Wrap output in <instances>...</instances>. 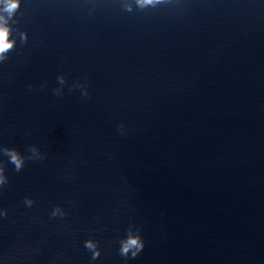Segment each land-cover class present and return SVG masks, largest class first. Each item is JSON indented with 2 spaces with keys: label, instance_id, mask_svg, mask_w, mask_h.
Segmentation results:
<instances>
[{
  "label": "water",
  "instance_id": "water-1",
  "mask_svg": "<svg viewBox=\"0 0 264 264\" xmlns=\"http://www.w3.org/2000/svg\"><path fill=\"white\" fill-rule=\"evenodd\" d=\"M133 7L21 0L9 21L0 148L44 158L0 152V264H264V0Z\"/></svg>",
  "mask_w": 264,
  "mask_h": 264
},
{
  "label": "clouds",
  "instance_id": "clouds-1",
  "mask_svg": "<svg viewBox=\"0 0 264 264\" xmlns=\"http://www.w3.org/2000/svg\"><path fill=\"white\" fill-rule=\"evenodd\" d=\"M170 2L171 0H122L123 8L128 12L133 11V5L140 10H145L149 7L156 8L157 6L168 4ZM0 3L3 5L2 10H0V62H3L8 59V53L14 49L16 44V40L14 38L11 40L9 39L13 32L12 25L9 21H13V23H15L13 17L21 6V0H0ZM20 38L22 42H26L28 39L27 33L21 32ZM57 80L61 86L66 83L63 75L58 76ZM31 87L32 86L29 85V90H31ZM73 87H83L82 95H88L86 87L79 84H75ZM53 91L56 95L61 94L60 88H56ZM120 128L123 130V125H120ZM28 151L30 155L25 156L14 147L10 148L5 146L0 148V152L8 157V163H11L14 166L16 172H20L24 168L26 160H40L44 158L39 148L35 145L30 146ZM5 172L6 165L4 162L0 161V187H3L8 183V177ZM24 203L26 206L31 207L35 201L29 197H25ZM0 215L6 216L7 210L0 211ZM58 215L61 217L65 215L59 205L55 206L51 212L52 217H56ZM119 244V254L126 258L137 257L145 247V241L141 235L140 229L135 228L132 225L128 227L126 235L120 239ZM84 246L92 253L91 258L93 260L100 257L101 251L98 246V241L88 239L85 241Z\"/></svg>",
  "mask_w": 264,
  "mask_h": 264
}]
</instances>
